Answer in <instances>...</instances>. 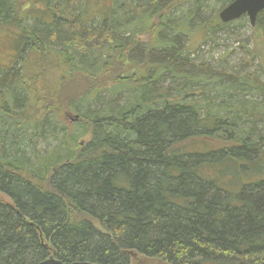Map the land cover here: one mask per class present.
I'll list each match as a JSON object with an SVG mask.
<instances>
[{"label": "trees", "instance_id": "16d2710c", "mask_svg": "<svg viewBox=\"0 0 264 264\" xmlns=\"http://www.w3.org/2000/svg\"><path fill=\"white\" fill-rule=\"evenodd\" d=\"M201 1L0 0V264H264V56H192Z\"/></svg>", "mask_w": 264, "mask_h": 264}, {"label": "rangeland", "instance_id": "374dc122", "mask_svg": "<svg viewBox=\"0 0 264 264\" xmlns=\"http://www.w3.org/2000/svg\"><path fill=\"white\" fill-rule=\"evenodd\" d=\"M201 3V6H199V14L194 16V19L191 23L192 28L188 31L189 37L187 48L192 56L209 60L211 58L213 61H217L219 58L226 57L225 59L227 63L232 66L240 65V63L248 57V52L250 50L257 52L260 51L261 55L264 56V32H262L261 29L258 30L259 28L257 27V23H255L254 26H251L248 18L246 16H242V26L238 25L235 27L231 26L228 28H223L216 34H211L210 30L212 29L210 28L218 23V14L220 12L221 5L218 0H202ZM192 7L193 6L191 3L184 2L181 6L177 7L175 15L185 13L184 11L191 10ZM206 36H208V39ZM148 40L149 37L147 35H139V41L143 44H145ZM246 70H257L260 73V78L264 79V58L262 61H260L258 58L250 61ZM103 97L107 98V94L105 93ZM62 115L69 126L75 123L76 120H79L78 113L76 112L64 110L62 111ZM87 138L88 137H85V139ZM144 261L145 260H143L141 264H158L154 262L144 263ZM131 264L137 263L133 262Z\"/></svg>", "mask_w": 264, "mask_h": 264}, {"label": "water", "instance_id": "95a60500", "mask_svg": "<svg viewBox=\"0 0 264 264\" xmlns=\"http://www.w3.org/2000/svg\"><path fill=\"white\" fill-rule=\"evenodd\" d=\"M264 10V0H233L220 10L218 17L221 23L226 24L246 16L251 26H254L258 14ZM37 264H65L53 256ZM69 264H96L91 262H71Z\"/></svg>", "mask_w": 264, "mask_h": 264}]
</instances>
